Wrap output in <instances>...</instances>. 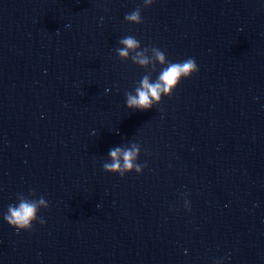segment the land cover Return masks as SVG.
Instances as JSON below:
<instances>
[{"label": "water", "instance_id": "obj_1", "mask_svg": "<svg viewBox=\"0 0 264 264\" xmlns=\"http://www.w3.org/2000/svg\"><path fill=\"white\" fill-rule=\"evenodd\" d=\"M41 197L31 230L4 219ZM0 264H264V0H0Z\"/></svg>", "mask_w": 264, "mask_h": 264}, {"label": "clouds", "instance_id": "obj_2", "mask_svg": "<svg viewBox=\"0 0 264 264\" xmlns=\"http://www.w3.org/2000/svg\"><path fill=\"white\" fill-rule=\"evenodd\" d=\"M148 4L152 3V0H146ZM125 20L135 24L142 22L139 10H135L125 16ZM123 45L122 48L118 49V54L122 58H126L130 51L136 50L140 47V42L132 36H127L120 41ZM155 58L161 65L166 63L165 54L161 50L154 48ZM135 63L146 66L151 61L143 52H136L133 57ZM197 64L194 59L189 58L183 62L172 63L169 62L167 67L164 68L158 76L155 83L149 82V77L145 76L141 81V87L136 89V95H127V106L129 108H136L139 110H147L152 107L153 101L159 102L161 94L168 95L173 89H175L182 78H188L193 73L197 72ZM138 149L133 148L128 150H122L121 148H115L110 150L109 156L111 157L112 163H105L104 169L106 171L115 172L121 171V157L123 158V169L131 170L133 160L137 155ZM136 170L139 171V166H136ZM40 206L45 208L48 207L47 203L41 197L38 201H28L21 199L18 206H9L8 214L5 215L4 219L6 222L15 228L17 231L21 229H30L33 221L37 220V211ZM41 224L44 223L43 219L39 221Z\"/></svg>", "mask_w": 264, "mask_h": 264}]
</instances>
